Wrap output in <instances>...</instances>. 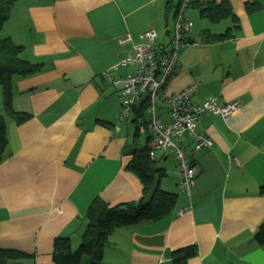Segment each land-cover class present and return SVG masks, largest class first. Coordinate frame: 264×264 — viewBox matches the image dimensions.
<instances>
[{
    "label": "crops",
    "instance_id": "obj_1",
    "mask_svg": "<svg viewBox=\"0 0 264 264\" xmlns=\"http://www.w3.org/2000/svg\"><path fill=\"white\" fill-rule=\"evenodd\" d=\"M178 1L19 0L13 7L0 38L21 46V60L38 72L14 77L13 113L0 86L8 137L0 161V251L29 256L22 264H55L58 239L79 249L95 200L115 206L143 198L128 165L134 149L152 142L150 132L140 131L150 119L134 111L118 121L122 97L110 78L134 74L135 66L113 69L145 42V32H156V45L171 43ZM226 1L238 22L223 20V28L197 8L185 12L193 24L189 45L156 116L167 125L168 99L189 87H195L193 104L217 98L239 109L228 121L200 117L198 132L211 148L195 152L186 138L198 167L191 195L180 190L176 159L160 163L167 174L161 188L177 194L176 208L162 220L115 229L103 251L105 264H173V253L189 246L197 254L188 264H264V245L255 240L264 222V0H190ZM229 29L228 40L202 41L205 31ZM125 35L132 42L121 45Z\"/></svg>",
    "mask_w": 264,
    "mask_h": 264
},
{
    "label": "trees",
    "instance_id": "obj_2",
    "mask_svg": "<svg viewBox=\"0 0 264 264\" xmlns=\"http://www.w3.org/2000/svg\"><path fill=\"white\" fill-rule=\"evenodd\" d=\"M18 1L0 0V30ZM172 1L170 0V2ZM183 1L179 0L175 6V19ZM190 4L193 8L200 10L203 18L209 19L214 24L230 18L232 22H238L237 17L232 12L231 5L227 1L221 4L212 2L201 5L192 4L191 2ZM257 9L259 8L252 9L248 7L249 12ZM201 37L202 41L206 43L223 42L232 37V33L230 29L221 35L205 31ZM21 53V46H17L9 38H0V86L3 90L5 109L9 113H13L12 88L14 77H27L38 72V66L21 60ZM148 108L149 102L142 101L135 109L136 115L140 118L144 117ZM147 123L143 125L146 128ZM136 133L139 134L138 129ZM150 143L151 138L146 141V146L141 149H134L131 152V162L128 165V170L133 172L143 185V198L138 202L115 206L109 205L100 199L95 200L87 212V228L79 249L76 251L71 250L69 239H58L53 257L55 264H105L103 262V251L109 236L112 235L115 229L143 222H156L172 214L176 208L178 196L161 188L160 183L163 178L167 177V174L160 163L167 156H173L174 158L175 156L169 154L162 159H152L150 157ZM7 144V124L5 118L0 114V161ZM261 194H264V188L261 189ZM255 240L260 245H264V222L259 227ZM196 254V246H189L175 251L173 253V264H188V261L194 258ZM29 259V256L17 251H0V264H22L19 263L21 260Z\"/></svg>",
    "mask_w": 264,
    "mask_h": 264
},
{
    "label": "built area",
    "instance_id": "obj_3",
    "mask_svg": "<svg viewBox=\"0 0 264 264\" xmlns=\"http://www.w3.org/2000/svg\"><path fill=\"white\" fill-rule=\"evenodd\" d=\"M191 7L190 0H184L175 19L174 36L168 46L156 45V32H145L142 37L145 40L134 47L131 56L121 60L114 67V71L128 66H135V72L131 76L110 78L111 84L119 89L122 97L119 122L128 121L136 107L142 102H149L148 112L151 115L147 128L142 126L140 131L151 133L152 142L150 157L162 159L173 154L177 160V169L181 173L180 190L191 195L195 179L198 175V167L194 159L188 155L186 138L190 140L195 152L213 146L212 141L198 132V122L201 116L213 114L224 117L227 121L230 116L239 109V103L221 106L217 98H210L201 104H193L192 97L195 87H189L184 91L171 96L167 103L169 109V123L166 125L157 118V107L164 103V89L169 79L175 73L181 50L189 45L187 34L191 32L193 24L186 20L185 12ZM132 42L130 35L120 39V44ZM112 75L105 74L109 79ZM145 93L148 98L143 99Z\"/></svg>",
    "mask_w": 264,
    "mask_h": 264
},
{
    "label": "rangeland",
    "instance_id": "obj_4",
    "mask_svg": "<svg viewBox=\"0 0 264 264\" xmlns=\"http://www.w3.org/2000/svg\"><path fill=\"white\" fill-rule=\"evenodd\" d=\"M226 24L224 23V22H222L221 24H220V27L221 28H223L224 26H225ZM0 90H1V87H0ZM157 111H158V115H159V108H157ZM151 118V115L149 114V112H148V110L146 111V113H145V120H149ZM141 141H144V138H142L141 139ZM78 247H75V249L74 250H76Z\"/></svg>",
    "mask_w": 264,
    "mask_h": 264
},
{
    "label": "water",
    "instance_id": "obj_5",
    "mask_svg": "<svg viewBox=\"0 0 264 264\" xmlns=\"http://www.w3.org/2000/svg\"><path fill=\"white\" fill-rule=\"evenodd\" d=\"M148 98V93H145L143 99L146 100Z\"/></svg>",
    "mask_w": 264,
    "mask_h": 264
}]
</instances>
